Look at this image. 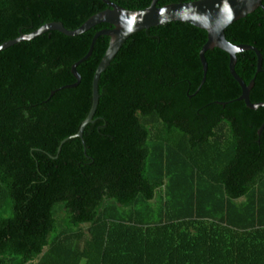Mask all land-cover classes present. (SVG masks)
<instances>
[{
	"label": "trees",
	"instance_id": "16d2710c",
	"mask_svg": "<svg viewBox=\"0 0 264 264\" xmlns=\"http://www.w3.org/2000/svg\"><path fill=\"white\" fill-rule=\"evenodd\" d=\"M128 11L152 0H108ZM197 0H158L156 7ZM262 7L226 28L254 47L235 73L264 104ZM100 0H0V46L48 23L79 28ZM99 24L0 51V264H264V109L249 110L228 55L174 22L131 35L92 80L108 46ZM65 140V141H64ZM59 149V150H58Z\"/></svg>",
	"mask_w": 264,
	"mask_h": 264
},
{
	"label": "water",
	"instance_id": "95a60500",
	"mask_svg": "<svg viewBox=\"0 0 264 264\" xmlns=\"http://www.w3.org/2000/svg\"><path fill=\"white\" fill-rule=\"evenodd\" d=\"M100 1L105 3L109 8L90 17L75 30H66L61 23H48L31 34L22 35L0 46L1 51L18 42L34 39L48 31H57L65 36L73 37L99 24H107L112 27L111 29L101 30L93 36L86 55L71 67V73L76 83L64 87L72 88L79 83L80 77L75 70L76 65L85 61L91 55L93 45L98 37H107L109 39L107 49L95 70L92 80L90 111L74 137L81 138L83 129L91 122L98 102L97 82L99 75L109 65V62L114 58L123 43L136 32L162 26L167 23H186L206 33V42L199 51V60L203 71L202 83L205 80L207 71L204 54L212 49H219L228 55L229 73L241 90V94L236 101L243 102L249 110L264 109V104H253L249 100V92L254 85V79L246 85L234 71L236 55L245 51H251L256 56V73H259L262 61L260 53L252 46L231 44L224 36V31L228 26L261 8L262 0H197L189 3L170 4L160 8L156 7L158 0H152L149 7L140 11H128L108 0ZM263 129L264 121L257 130L258 137L261 135Z\"/></svg>",
	"mask_w": 264,
	"mask_h": 264
},
{
	"label": "rangeland",
	"instance_id": "374dc122",
	"mask_svg": "<svg viewBox=\"0 0 264 264\" xmlns=\"http://www.w3.org/2000/svg\"><path fill=\"white\" fill-rule=\"evenodd\" d=\"M101 2H102V1H101ZM109 2H110V1H109ZM102 3H103V2H102ZM111 3H112V2H111ZM103 4L107 7L106 9L109 8L105 3H103ZM113 4H114V3H113ZM115 5H117V4H115ZM117 6H118V5H117ZM119 7H120V6H119ZM106 9H105V10H106ZM103 11H104V10H103ZM101 12H102V11H101ZM99 13H100V12H99ZM97 14H98V13H97ZM93 16H94V15H93ZM111 28H112V27H111ZM111 28H110V29H111ZM108 40H109V39H108ZM7 42H8V41H7ZM72 76H73V75H72ZM73 78H74V77H73ZM74 79H75V78H74ZM97 83H98V82H97ZM97 92H98V91H97ZM91 103H92V102H91ZM58 150H59V149H58Z\"/></svg>",
	"mask_w": 264,
	"mask_h": 264
}]
</instances>
